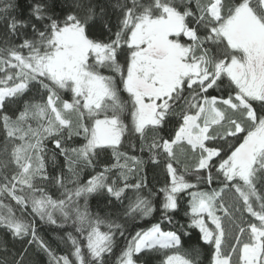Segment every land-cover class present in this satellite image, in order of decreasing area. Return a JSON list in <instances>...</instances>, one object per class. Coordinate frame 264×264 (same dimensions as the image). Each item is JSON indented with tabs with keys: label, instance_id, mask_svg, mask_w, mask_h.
Listing matches in <instances>:
<instances>
[{
	"label": "snow or ice",
	"instance_id": "obj_1",
	"mask_svg": "<svg viewBox=\"0 0 264 264\" xmlns=\"http://www.w3.org/2000/svg\"><path fill=\"white\" fill-rule=\"evenodd\" d=\"M0 132V264H264V0H0Z\"/></svg>",
	"mask_w": 264,
	"mask_h": 264
},
{
	"label": "trees",
	"instance_id": "obj_2",
	"mask_svg": "<svg viewBox=\"0 0 264 264\" xmlns=\"http://www.w3.org/2000/svg\"><path fill=\"white\" fill-rule=\"evenodd\" d=\"M63 95V93H62ZM126 93L122 94V98H126ZM67 98V97H65ZM126 123H129V120L125 121ZM35 126V124H33ZM3 133L0 132V149H2L3 146ZM84 143V140L82 137H75L73 138V141L70 143L69 146L71 147H78L81 144ZM137 143L136 137H128L125 140V147L122 148V151L128 152L129 155H138L142 156L145 160H147V156L142 154L139 151V147L137 146L136 148H132L130 144H135ZM54 145L49 141L48 142V148L52 149ZM51 153H49L50 155ZM110 156V154H109ZM58 161L61 165H63L64 160L63 157H58ZM108 162V157H105L103 154H101V157L97 158V163L98 166L93 169V168H83V170L80 173V182L84 183L86 182L91 176L95 175L97 171L102 170L103 166L105 163ZM114 162V161H113ZM49 170L51 172V165H49ZM144 173L147 176V179L149 181V187H151L153 190H158L159 188L164 186L165 182V171H164V165L161 163L158 167L157 166H152L150 162H148L144 166ZM65 176L70 179V175L67 172V169H65ZM135 178H133L134 180ZM69 188L74 187L72 184L67 185ZM59 195V193H57ZM131 195V193H129ZM162 198V197H161ZM81 205L84 204V201H80ZM103 201L97 200L96 198H89L88 200V210L92 212L93 214L99 213L101 216H103ZM156 216V220H153L151 217L147 218V222L144 220H139L137 219L135 222H129L127 225L128 232L131 234H134L136 230H139L141 228H147L150 227L152 223H155L159 220V213H154ZM177 220H179L181 223L184 222V216H183V210L180 211V213L177 215ZM122 222V221H121ZM37 224L38 227L41 229V235H45L46 238L51 242L52 247L56 251L57 255H62V254H68V249L70 245H66L64 240L60 239L61 237H64L65 232L64 231H59L54 228V226H50L47 224H41L38 219H37ZM65 231H73L71 227H66ZM75 234V233H74ZM130 238V236H129ZM125 239L119 237L117 234V246L114 248L115 255L110 257L111 264H116V259L120 255V251L124 248L125 246ZM71 259L74 260V257H70ZM163 258V253H160L158 255L152 256L147 264H160V260ZM200 261L201 264H209L210 261V253L209 249L207 246H204L200 250ZM44 262L47 264V257H44ZM138 264H145L144 260L138 261Z\"/></svg>",
	"mask_w": 264,
	"mask_h": 264
}]
</instances>
